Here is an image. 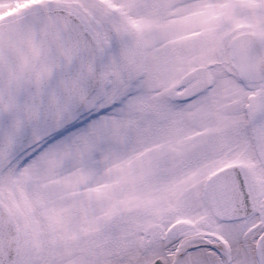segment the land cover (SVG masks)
<instances>
[{
  "label": "snow or ice",
  "instance_id": "6c2138e0",
  "mask_svg": "<svg viewBox=\"0 0 264 264\" xmlns=\"http://www.w3.org/2000/svg\"><path fill=\"white\" fill-rule=\"evenodd\" d=\"M0 264H264V0H0Z\"/></svg>",
  "mask_w": 264,
  "mask_h": 264
}]
</instances>
